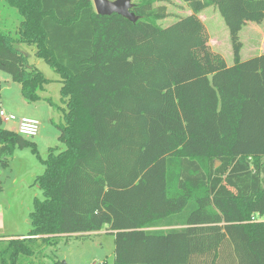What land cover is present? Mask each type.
I'll use <instances>...</instances> for the list:
<instances>
[{"label": "trees", "instance_id": "1", "mask_svg": "<svg viewBox=\"0 0 264 264\" xmlns=\"http://www.w3.org/2000/svg\"><path fill=\"white\" fill-rule=\"evenodd\" d=\"M3 1L21 16L17 41L60 77L64 148L42 159L0 127V166L16 148L44 165L30 237L8 239L2 263L104 230L113 264H264V219L251 218L264 217V53L240 59L239 15L227 14L239 6L264 27V0H182L220 11L230 66L194 14L157 25L167 14L155 0L132 1L134 23L97 14L91 0ZM15 42L0 30V70L39 101L47 79Z\"/></svg>", "mask_w": 264, "mask_h": 264}, {"label": "rangeland", "instance_id": "2", "mask_svg": "<svg viewBox=\"0 0 264 264\" xmlns=\"http://www.w3.org/2000/svg\"><path fill=\"white\" fill-rule=\"evenodd\" d=\"M139 0H133L138 2ZM197 3L199 5L197 6ZM154 5H164L166 16L156 20L160 27L174 23L179 17L194 14L204 25L209 48L221 55L226 65L233 64L232 47L228 26L220 11L214 6L202 7L200 1L155 0ZM229 17H239V40L242 43L240 59L264 53V27L261 15L247 16L240 13L239 6L227 13ZM21 16L16 8L0 0V30L11 35L15 47L26 55L27 63L35 66L47 79L39 94L41 99L27 103L21 95L19 84L0 70V107L17 117H30L39 122V132L34 137H24L36 142L39 156L44 159L49 148L60 151L64 145L58 141L57 124L62 122L63 103L60 101L61 81L58 74L44 59L35 56V46L17 41V28ZM45 98H50L56 107L51 106ZM25 106V108H24ZM0 127L15 131L12 121H0ZM16 157L9 155L7 165L0 166V239L29 238V213L33 209L34 199L43 195L36 182V177L44 171V165L29 148H16ZM218 165V164H216ZM12 246L0 240V264L2 257L8 262ZM16 264H113V235L104 230L66 235L50 244L36 243L30 256H20Z\"/></svg>", "mask_w": 264, "mask_h": 264}, {"label": "water", "instance_id": "3", "mask_svg": "<svg viewBox=\"0 0 264 264\" xmlns=\"http://www.w3.org/2000/svg\"><path fill=\"white\" fill-rule=\"evenodd\" d=\"M94 11L99 15H111L112 13L118 14L128 21L134 23L138 16H136L131 8L133 0H91ZM64 264V263H61Z\"/></svg>", "mask_w": 264, "mask_h": 264}, {"label": "built area", "instance_id": "4", "mask_svg": "<svg viewBox=\"0 0 264 264\" xmlns=\"http://www.w3.org/2000/svg\"><path fill=\"white\" fill-rule=\"evenodd\" d=\"M0 121L4 122H14L16 124L15 132L23 137H34L39 132V122L30 117H17L14 114L4 110L0 107ZM252 220L264 219L260 218L258 215H253Z\"/></svg>", "mask_w": 264, "mask_h": 264}, {"label": "crops", "instance_id": "5", "mask_svg": "<svg viewBox=\"0 0 264 264\" xmlns=\"http://www.w3.org/2000/svg\"><path fill=\"white\" fill-rule=\"evenodd\" d=\"M27 103L29 104V103H34L35 104V102H28L27 101ZM24 108H25V106H24ZM15 132V131H14ZM36 143V142H35ZM16 150V149H15ZM15 150L13 151V153H12V155H13V157H16V154L14 153L15 152ZM8 239H12V238H6V237H2V239H0V240H3V241H8ZM19 239H22L21 237H19Z\"/></svg>", "mask_w": 264, "mask_h": 264}]
</instances>
